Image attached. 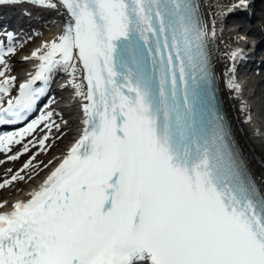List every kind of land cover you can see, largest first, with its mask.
<instances>
[{"label": "snow or ice", "instance_id": "obj_1", "mask_svg": "<svg viewBox=\"0 0 264 264\" xmlns=\"http://www.w3.org/2000/svg\"><path fill=\"white\" fill-rule=\"evenodd\" d=\"M27 2L63 7L68 19L60 35L24 57L39 61L37 71L7 107L16 77L5 57L16 48L0 45V124L24 119L63 72L83 102L84 127L29 198L0 212V264H264V192L214 103L209 44L216 31L197 0ZM243 55L230 53L233 74ZM227 86L242 92L235 75ZM205 107L210 123L198 118ZM53 115L0 135V153L21 145L7 156L16 161L30 145L45 151L60 127ZM41 125L46 134L25 143ZM35 159L0 190L24 180Z\"/></svg>", "mask_w": 264, "mask_h": 264}, {"label": "bare ground", "instance_id": "obj_2", "mask_svg": "<svg viewBox=\"0 0 264 264\" xmlns=\"http://www.w3.org/2000/svg\"><path fill=\"white\" fill-rule=\"evenodd\" d=\"M198 2L202 19L208 26L209 31H211L213 23L215 26L216 36L210 38L209 48L224 112L237 147L264 192V90H261L258 87L259 85L261 86L264 84V78L261 77L259 81L246 89L244 94L243 90L238 94L227 86L228 79L232 75H235L237 81L239 80L237 70L234 74L229 70L232 67L230 64V53L236 50L237 46L240 44V34L236 31V27H234L236 25L234 23L230 24L226 21L227 12L233 4L238 2V0H198ZM256 3L259 5L260 2L257 1L249 4H251L252 7H255ZM42 10L47 13H52L57 21L63 17L61 9L50 10L42 8ZM221 13L224 14L222 15ZM236 21H238V19H236ZM53 37L52 34H49L41 40L36 41V45L29 50L28 55L31 56L33 51L41 47L44 42L51 41ZM262 41L264 42V39ZM15 59L16 65H10L9 62L11 71L7 74L16 77V81H19L28 67L32 65V62L31 60H24L23 57H15ZM259 67L261 70H264V61L261 62ZM61 74H64L66 80H69L64 93L66 97L70 98L73 105L70 108L61 110L63 113H68V115L62 119H57L55 124L60 126L59 129L61 132H65L64 134L69 136L72 130H76L80 127L75 121L80 119L82 101L75 96V90L71 87L70 83L71 77L68 74L57 72L55 75ZM244 81H247V79H240L241 83ZM258 96L260 97L259 101L256 99ZM253 105L256 109L251 112L249 107ZM249 115L252 117L250 122L248 121ZM66 138L67 137H65V139ZM66 145L67 146L62 149H57V147L54 146L52 150L55 151H51L50 153H47L46 150L41 151L44 159H46L45 164L51 166L55 164L58 159L62 158L66 153L64 151L68 147V144ZM59 146H61V144ZM49 161H52L53 163L49 164ZM10 165L11 163H6L4 166ZM20 165L18 167H20ZM1 167L2 166H0V168ZM46 173V170H43L40 174H37L36 172L34 178L28 182L24 189L18 190L17 188L12 187L13 185L8 187L7 191L3 192L2 195L0 193L3 197L0 202L4 200L10 203V205H13L14 201L18 198L28 197V194L36 189L40 180L44 178ZM3 180L4 179L0 182ZM4 193H7L6 197L3 196Z\"/></svg>", "mask_w": 264, "mask_h": 264}, {"label": "rangeland", "instance_id": "obj_3", "mask_svg": "<svg viewBox=\"0 0 264 264\" xmlns=\"http://www.w3.org/2000/svg\"><path fill=\"white\" fill-rule=\"evenodd\" d=\"M10 64L11 65H16V59H15V57H11ZM20 69H21V67H20ZM258 87H259V89L264 90V84L261 85V86L259 85ZM46 132H47V130H45L43 132H37L35 134L34 138H32L31 140H35L37 137H42L44 134H46ZM51 132L52 133L50 134V139L47 142L48 146L46 147L47 153H50L51 151H55V150H52V148L54 146H56L57 149L64 148L66 146V144H67V140L69 139V136H66L67 138L65 139V137L63 136L65 132H61L60 130H56V129L53 130L52 129ZM60 132H61V134H60ZM60 144H61V146H59ZM34 151H35V154H36V159H35V161H33V164L37 166L35 168H40L37 171V173H39L40 171H42V169H44V166H42V165H45L46 159H44L43 155L41 154V150L40 149H37V147H36L34 149ZM37 153H38V155H37ZM30 158H31V156H30V154H28V155L22 157L21 160L19 162H17L18 163L17 165L16 164H12L9 167H6V166L4 167L3 166L2 168H0V180L3 179V178H7L10 175H12L8 171L9 169H12L13 167L14 168H17L19 166V164L27 161ZM0 165H1V163H0ZM35 168H29V171L28 172L22 174L25 177V179L24 180H18V181H16L15 182V185L13 187L14 188H17L18 190H21V189L25 188V186L28 184V182L33 179V177H34L35 174L32 175V173H33L32 171H34ZM3 196L6 197L7 196V193H4ZM1 198H3V197L1 196L0 199Z\"/></svg>", "mask_w": 264, "mask_h": 264}]
</instances>
